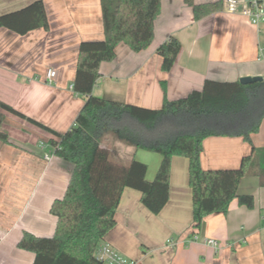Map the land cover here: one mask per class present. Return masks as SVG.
<instances>
[{"label":"crops","instance_id":"1","mask_svg":"<svg viewBox=\"0 0 264 264\" xmlns=\"http://www.w3.org/2000/svg\"><path fill=\"white\" fill-rule=\"evenodd\" d=\"M36 0H0V15L19 10ZM48 30L17 35L0 28V101L25 118L57 133L70 130L85 98L72 89L78 46L104 38L100 0H42ZM196 5L221 1V9L195 20L183 0H160L153 23V39L135 53L126 44L115 48V58L99 66L100 77L92 95L105 100L157 110L167 101L201 91L206 80L239 82L261 77L264 58L261 25L254 27L240 15H227L224 0H193ZM169 38L181 50L168 72L161 69L157 48ZM56 72L52 84L46 72ZM0 127L7 143L0 141V264H32L34 254L19 249L24 232L51 237L56 218L49 212L60 199L73 167L54 154L56 137L10 113ZM251 144L237 136L207 137L199 162L203 170L236 169L252 146L264 149V118ZM101 147L122 164L132 160L147 166L151 182L161 156L132 147L106 134ZM48 157V160L45 159ZM262 178V177H261ZM245 176L239 194L251 195L252 209L233 200L225 214L213 213L192 228V200L188 185V160L170 161L169 198L156 215L141 203V194L123 190L115 212V226L100 244L107 243L134 264H264V178ZM196 233L198 240L192 241ZM212 239L217 247L206 245Z\"/></svg>","mask_w":264,"mask_h":264},{"label":"trees","instance_id":"2","mask_svg":"<svg viewBox=\"0 0 264 264\" xmlns=\"http://www.w3.org/2000/svg\"><path fill=\"white\" fill-rule=\"evenodd\" d=\"M183 2L192 9L195 20L222 7L221 1L204 5ZM100 8L104 38L78 46L72 89L85 101L70 130L57 134L0 101V127L5 112L26 119L56 137L51 140L54 154L73 167L63 196L49 209L56 218L53 235L36 237L24 232L17 243L19 249L34 254L32 264H104L95 252L115 226L123 190L138 191L143 206L158 214L168 202L174 156L188 160L194 231L207 215L225 214L233 200L252 209L254 199L238 193L239 183L245 176L264 178V149L253 146L236 169L203 170L199 162L202 141L207 137L237 136L251 144L250 136L258 132L264 118V81L241 85L238 81L206 80L201 91L185 98L167 101L164 97L157 110L95 97L92 89L100 77L99 66L115 58L119 43L135 53L151 44L160 0H100ZM0 28L20 36L36 29L48 30L43 1L0 15ZM180 50L174 38L157 48L162 71L172 68ZM106 134L131 146L133 153L146 150L160 155L154 179L146 180L147 166L141 162L132 160L126 165L112 160L108 149L101 147ZM0 141L7 143L1 130ZM260 183L264 185L263 180Z\"/></svg>","mask_w":264,"mask_h":264},{"label":"built area","instance_id":"3","mask_svg":"<svg viewBox=\"0 0 264 264\" xmlns=\"http://www.w3.org/2000/svg\"><path fill=\"white\" fill-rule=\"evenodd\" d=\"M223 8L227 15H240L254 27H258L264 21V0H224ZM260 52L262 53L260 58L263 59V50ZM55 75L56 72L53 69H48L45 77L46 83L52 84ZM45 159L48 160V157L45 156ZM198 238L197 234L194 233L192 241H196ZM203 242L206 245L217 247L215 240L203 239ZM95 257L104 264H134L118 255L107 243L99 244Z\"/></svg>","mask_w":264,"mask_h":264},{"label":"water","instance_id":"4","mask_svg":"<svg viewBox=\"0 0 264 264\" xmlns=\"http://www.w3.org/2000/svg\"><path fill=\"white\" fill-rule=\"evenodd\" d=\"M263 79L261 77H243L239 79L241 85L251 84L255 82H261Z\"/></svg>","mask_w":264,"mask_h":264},{"label":"rangeland","instance_id":"5","mask_svg":"<svg viewBox=\"0 0 264 264\" xmlns=\"http://www.w3.org/2000/svg\"><path fill=\"white\" fill-rule=\"evenodd\" d=\"M261 25V39H262V46L264 47V21L260 24ZM104 139V137H103ZM102 139V140H103ZM124 143V142H123Z\"/></svg>","mask_w":264,"mask_h":264}]
</instances>
